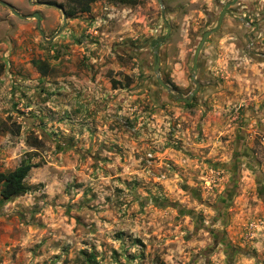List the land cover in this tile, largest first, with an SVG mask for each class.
<instances>
[{
  "label": "rangeland",
  "instance_id": "1",
  "mask_svg": "<svg viewBox=\"0 0 264 264\" xmlns=\"http://www.w3.org/2000/svg\"><path fill=\"white\" fill-rule=\"evenodd\" d=\"M5 1L0 264H264V0Z\"/></svg>",
  "mask_w": 264,
  "mask_h": 264
},
{
  "label": "water",
  "instance_id": "2",
  "mask_svg": "<svg viewBox=\"0 0 264 264\" xmlns=\"http://www.w3.org/2000/svg\"><path fill=\"white\" fill-rule=\"evenodd\" d=\"M158 1H159L160 5L163 8V1L162 0H158ZM0 4L7 6L9 9H11V11L15 15H17L20 18H23L24 19V18L28 17V15L21 14L19 11H17V9L15 7H13V5L11 3H9V2H7L5 0H0ZM35 4H45V3L44 2L37 1V2H35ZM54 6L57 7V8H59L62 11L63 16H64V22L66 23V21H67V12H66L65 8L62 7V6H60V5H58V4H54ZM229 6H230V3H228L226 5V7L223 9V11L221 12V16H220V19H219V25L216 26V27H214V28H212V29H210V30L205 31L204 34H203V36H202L201 41L199 42V44H198V46L196 48V51H195V54H194V62H193V71H194V73L192 75V81L195 82V84H196L195 89H193V91L188 96H186V97H182V96L176 94L175 97H176L177 100L183 101V102H190L191 99H192V97L196 93L197 89L200 87V83H199V81H197L196 75H197V71H198V62H199V58H200V55H201V51H202V49H203V47L205 45V42H206L207 37L209 35H211L213 32H215L218 29H220L221 24L223 22L224 15H225V13L227 11V8ZM31 16L37 19V24H38L39 31H40L41 35L46 38V33L41 28V15H40V13L39 12H35ZM49 41H52V39H50ZM158 50H159V47H156L155 50H154L155 51V67H154V69H155V72H156V75H157V79H158L159 83L163 87H165V89H167L169 91V93L174 94V90L171 88V86H169L162 79V77L159 74L160 63H159V59H158V55H157Z\"/></svg>",
  "mask_w": 264,
  "mask_h": 264
},
{
  "label": "trees",
  "instance_id": "3",
  "mask_svg": "<svg viewBox=\"0 0 264 264\" xmlns=\"http://www.w3.org/2000/svg\"><path fill=\"white\" fill-rule=\"evenodd\" d=\"M124 4H134L135 0H111ZM82 11H89L90 7H82ZM68 14H74L73 11H69ZM35 64L39 65V61L35 60ZM40 68V67H39ZM191 104V103H188ZM37 164L32 163L29 160H23L16 168L11 170L0 169V195L3 199H11L27 192L31 191L32 186L28 184L27 177L31 170Z\"/></svg>",
  "mask_w": 264,
  "mask_h": 264
}]
</instances>
